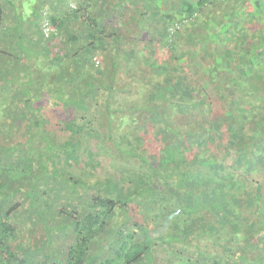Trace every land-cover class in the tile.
I'll return each instance as SVG.
<instances>
[{
	"label": "trees",
	"instance_id": "trees-1",
	"mask_svg": "<svg viewBox=\"0 0 264 264\" xmlns=\"http://www.w3.org/2000/svg\"><path fill=\"white\" fill-rule=\"evenodd\" d=\"M179 1L188 20L211 12L209 29L172 35L177 5L165 0H0V120L28 134L0 143V264H264V0ZM120 94L140 101L124 109ZM48 100L69 111L63 143L38 108ZM82 153L112 173L54 225L46 196L82 185L57 160L73 168ZM23 191L46 226L41 245L17 242L10 203ZM60 232L70 245L56 251Z\"/></svg>",
	"mask_w": 264,
	"mask_h": 264
},
{
	"label": "rangeland",
	"instance_id": "rangeland-1",
	"mask_svg": "<svg viewBox=\"0 0 264 264\" xmlns=\"http://www.w3.org/2000/svg\"><path fill=\"white\" fill-rule=\"evenodd\" d=\"M130 2L133 3L135 7L143 8V6H146V0H129ZM165 5H163L164 9L170 10L172 6H176L177 10L174 14V18L176 21V24L174 27H171L170 33L173 34H178L179 32L183 36H190V39L193 38V35L189 32L191 31H207L209 29L208 27L211 26V23L208 21V17L211 18V12H201L199 15L194 16L191 20L186 19V14L183 12L181 13L182 9L180 8V1L179 0H165ZM167 5V6H166ZM76 3L73 1L71 3V8H75ZM252 4H248V7H251ZM135 13L133 11L132 7H129L123 11V16L119 18V21H116L117 27H120L123 25L125 27V23L129 22L133 17ZM207 17V18H206ZM264 24V19L262 20ZM261 23V22H260ZM261 23V25H263ZM214 26V24H212ZM260 25V24H259ZM152 28L155 30V25L152 26ZM123 31L127 34L128 29L123 28ZM179 31V32H178ZM176 44V43H175ZM181 44L178 45L179 48H181ZM162 50V48L160 47ZM165 49V48H164ZM57 50V49H56ZM177 53V52H176ZM100 61H97V64H99ZM132 65L133 61H130ZM135 75V73H133ZM123 79V78H122ZM138 78H136L137 81ZM123 83H128V80L124 78ZM134 86V85H133ZM132 86V87H133ZM139 97L137 95H132L128 96V94H120L119 101L118 103L121 105L122 108L126 109L129 108L133 103L139 102ZM37 106V105H36ZM38 108H40L41 112L46 116V120L49 122L47 127L49 126L51 129L50 131L54 133V136H56L55 139H57V143H63L65 142L68 138H66V134L60 130V127H57L58 123L60 120H64L67 117L68 110L65 109V107H56L51 101H43L41 104L38 105ZM10 122V121H8ZM21 129V131H20ZM60 130V131H58ZM62 132V133H61ZM27 129L24 127V125L19 124L18 127L12 129L11 127L8 126V124H5V120L2 119L0 120V143L1 144H8V145H17L18 143L24 144L25 140L27 139ZM65 136V137H64ZM93 143V142H92ZM45 146V143L42 142V140H39L37 143V146L35 147L36 150L31 153V159L32 157L38 159L40 154L38 148H43ZM44 149V148H43ZM92 150L93 152H97V144L94 142L92 144ZM111 159L114 161L118 162V160H115L117 156L120 154L113 150L111 153ZM81 158L79 160V164L74 166L73 168H68L66 163L63 160H57V167L63 171H68L71 172V174L74 176L75 180H78L82 185H79L77 187V190H65L62 192L59 198H56V194L53 192H49V195L46 196L47 199L51 200L52 202L54 201L55 209H53V218L49 219V216L51 213L49 212H44L47 217L48 221L50 223L55 224H60L61 219L59 218L58 215H56V211H60L63 209L64 204L67 203V200L70 201V203H74L75 207H70V212H73L72 210H78L81 211L82 209L86 208L85 201H88L89 203L93 202V197L97 195V180L100 179V181H103L106 177L107 174L112 173L110 169L106 166L103 168L97 169V166L95 168L90 167L89 159L85 154L80 155ZM121 156V155H120ZM33 160V159H32ZM119 163V162H118ZM126 163V162H125ZM35 165V172H38V165L36 162H34ZM50 167L52 166L51 163H49ZM105 165V164H104ZM130 165V166H129ZM139 163L136 161H133L132 164H128L127 166L129 167V170L134 172V169H138ZM20 166V165H19ZM16 167L13 168H8L10 173L12 175H17L18 172H16ZM24 173L26 170V167L21 164L20 167ZM109 169V170H108ZM3 171L4 169L0 170ZM68 178V177H67ZM190 180V179H189ZM186 181V186L188 190H195L196 187L198 186L195 181L193 182L192 180L189 182ZM25 191V188H23ZM251 191V188H249ZM24 191L20 194H18L15 199L10 203V207L14 206L16 204H20V208L18 211L15 213V215L11 218L13 224L16 227V236L18 237L17 242H24L28 246H35L36 244H42L45 242L46 237H47V231H46V226L41 219V217L35 213L34 209L31 207L30 200L24 193ZM137 205V204H136ZM40 210L42 211L47 210L46 207H39ZM66 214V213H64ZM130 214L134 215L132 217V220L134 221H141V217H143L142 214H145V211L142 210V214L139 210L133 209ZM67 216V214H66ZM76 217V215H73ZM122 219V216H121ZM227 232H223L222 234V241L225 240L227 236ZM53 248L57 251L59 248L61 250H67L70 243L69 239L66 238L63 233H59L56 236H53ZM63 248V249H62ZM222 249L218 248L216 249L215 252H220ZM48 253H52L53 249L48 248L47 249ZM263 253V252H261ZM261 253H259L261 256ZM262 257V256H261ZM263 261H264V255H263ZM168 263V260H165V263Z\"/></svg>",
	"mask_w": 264,
	"mask_h": 264
},
{
	"label": "built area",
	"instance_id": "built-area-1",
	"mask_svg": "<svg viewBox=\"0 0 264 264\" xmlns=\"http://www.w3.org/2000/svg\"><path fill=\"white\" fill-rule=\"evenodd\" d=\"M49 32H51V30L47 28V29H46V35H47V36H49Z\"/></svg>",
	"mask_w": 264,
	"mask_h": 264
}]
</instances>
